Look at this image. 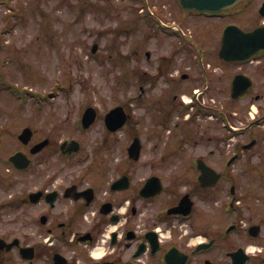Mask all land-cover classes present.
Segmentation results:
<instances>
[{
	"label": "flooded vegetation",
	"instance_id": "flooded-vegetation-1",
	"mask_svg": "<svg viewBox=\"0 0 264 264\" xmlns=\"http://www.w3.org/2000/svg\"><path fill=\"white\" fill-rule=\"evenodd\" d=\"M129 3L134 99L76 117L42 116L40 103L16 163L0 127V264H264V51L219 55L227 25L264 23V0Z\"/></svg>",
	"mask_w": 264,
	"mask_h": 264
},
{
	"label": "rangeland",
	"instance_id": "rangeland-1",
	"mask_svg": "<svg viewBox=\"0 0 264 264\" xmlns=\"http://www.w3.org/2000/svg\"><path fill=\"white\" fill-rule=\"evenodd\" d=\"M129 6V0H0V127L7 131V156L19 146L21 121L35 116L41 102L42 116L76 117L86 103L110 106L140 92L143 81L128 73ZM134 110L144 127L149 113ZM71 126L65 137L78 138Z\"/></svg>",
	"mask_w": 264,
	"mask_h": 264
},
{
	"label": "water",
	"instance_id": "water-1",
	"mask_svg": "<svg viewBox=\"0 0 264 264\" xmlns=\"http://www.w3.org/2000/svg\"><path fill=\"white\" fill-rule=\"evenodd\" d=\"M240 0H180L186 9L200 11H220ZM96 49V46L94 47ZM264 50V24L250 31L237 25H229L223 35L220 53L228 60H244L250 55ZM74 142V141H73ZM17 155L12 157L16 160Z\"/></svg>",
	"mask_w": 264,
	"mask_h": 264
}]
</instances>
